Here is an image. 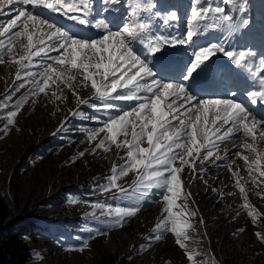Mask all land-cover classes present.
Segmentation results:
<instances>
[{"label":"rangeland","instance_id":"rangeland-1","mask_svg":"<svg viewBox=\"0 0 264 264\" xmlns=\"http://www.w3.org/2000/svg\"><path fill=\"white\" fill-rule=\"evenodd\" d=\"M213 1V7H224L227 12L232 5H239L249 27L264 30V0ZM190 3L185 5L188 7L185 19L194 18L193 12L204 6L193 0ZM171 4L170 7L178 6ZM122 5L119 0L113 9L125 24L128 20ZM24 9L53 24L35 13L32 5H24ZM104 10L101 14L108 11ZM78 11L83 14L82 9ZM215 15L209 13L210 19L214 20ZM7 20L6 16L0 17V23ZM42 31L51 30L45 25ZM36 39L34 34V43ZM26 42L24 37L16 40L12 54H5L4 63H0V104L5 105L0 108V206L6 209L5 217L0 219V245L8 234L19 233L30 253L27 264H264V176L260 175L264 159L260 165L254 164L257 153L264 156V140L260 136L253 140L252 136L239 132L235 139L220 143L203 162L198 156H205L206 149L201 148L199 153L193 151L187 164L178 159L173 165L180 168L177 175L181 194L172 212L187 221L184 231L189 236L185 241L187 249H182L175 242L170 222L168 230L156 229L167 218V204L161 195L164 190L147 188V182L137 184L140 174L137 170L119 177L118 187L98 191L108 183L106 177L112 174V168L125 164L121 157H126L127 152L126 148L117 147L124 140L122 135H118L116 143L105 141L104 148L98 147L107 135L98 129L110 122V116L122 115L138 102L96 99L91 81H85L80 74L71 85L53 77L44 92L33 93L31 90L41 80L39 73L44 68L40 57L34 56L31 71L37 75L28 80L25 75L28 69L16 62L24 54L21 45ZM49 43L46 39L45 44ZM63 51L60 49L59 54ZM48 62L57 70L62 67ZM17 73L25 81L24 87L12 92L19 83ZM93 78L100 83L98 73ZM153 80L137 77L141 84L151 85ZM121 91L128 89H117ZM163 99L170 102L174 97ZM82 100L89 103L82 104L79 102ZM183 101L177 99V105H185ZM105 103L117 107L105 109ZM16 104L21 106L16 109L17 115L11 117L13 123L8 124L9 113ZM94 132L96 138L90 139ZM128 139L131 140V135ZM244 144H253L256 151H250ZM142 147H149L146 140ZM237 149L239 154L234 155ZM119 188L128 189L130 198H113ZM117 206L139 210L117 225L114 218L104 214L109 207ZM155 235H160V239L156 240ZM188 251L193 253L192 260L187 259Z\"/></svg>","mask_w":264,"mask_h":264},{"label":"snow or ice","instance_id":"snow-or-ice-1","mask_svg":"<svg viewBox=\"0 0 264 264\" xmlns=\"http://www.w3.org/2000/svg\"><path fill=\"white\" fill-rule=\"evenodd\" d=\"M118 2L119 0H102L105 7L109 4L115 6ZM193 2L204 5L199 11L193 12V17L198 21L209 22V13L214 12L216 15L211 22L231 27L230 22L233 20V16L224 7H213L211 4L205 3L204 0H193ZM227 2L231 3L232 0H227ZM29 4L42 5L51 9L52 12L62 11L64 16H69L70 12L82 9L83 18L79 15H72L69 16V19L76 20L81 25L90 23L88 14L92 11V7L88 0H79V3L76 0H0V17H8L6 23H0V63H4L5 54H12L14 42L24 37L27 42L21 47L25 49V52L16 62L20 64L21 68L28 69L25 74L28 80L37 75L31 71L34 56L40 57L41 66L44 68V71L39 73L41 80L31 90L33 93L44 92L48 81L53 77L61 83L71 85V82L76 79V75L80 74L84 76L85 81H91V88L96 90V99L101 101H137V105H133L130 111L125 110L122 115L116 117L110 116V122H105V126L98 129V132H107L98 147L104 148L105 141L116 143L118 135H122L124 140L117 144V147L127 149L126 157H121L125 160V164L119 168L114 166L111 170L112 174L106 177L108 183L102 185L98 191H108L110 188L118 187L116 181L119 177L127 175L129 171L137 170L140 173L137 184L147 182L145 185L147 188L155 187L164 190L161 195L167 204L165 208L167 218L157 224L156 229L168 230L170 222V230L175 233L176 244L182 249H187L185 241L189 239V236L184 231L187 221L178 219L177 214L172 212V208L175 207L176 200L181 194V181L177 175L180 168L173 167V165L178 159L181 164H187V158L193 156V151L199 153L201 148L206 149L205 156H198L203 162L204 159L212 156L213 151L219 148L220 143L231 139L234 132H243L255 140L254 129L260 122L253 118L250 126L249 117L251 114L234 100H201L186 94V89L178 84L174 87L171 83H161L159 80H153L151 85L141 84L137 81V77L143 80L145 77L153 76L146 61L137 56L131 46L134 40L143 42V33L149 27V22L129 25L126 21L123 26V34L120 31L109 30L102 36V39L84 41L75 39L73 34L62 31L61 28L46 20L41 21L38 16L32 14L31 10L25 11L24 5ZM13 13H15V18H12ZM176 19H178L176 13L172 12L165 19V24ZM45 25L51 30L50 32L42 31ZM198 32L199 29L189 28L185 38L178 40V43L192 42ZM34 34L37 38L35 43L33 42ZM46 39L51 43L45 44ZM168 43L174 45L177 41L170 39ZM60 49L64 50L62 55L59 54ZM53 51L58 54L49 56L48 53ZM158 51H160L159 48L153 49V52ZM218 52L223 53L230 60H234L235 66H246L242 64V61L246 60L245 51L236 53L230 50L225 51L219 45L205 46L195 53V60L188 71V76L190 77L197 68ZM48 61L62 67L57 70ZM73 70L76 72L73 73ZM96 73L99 74L100 83L93 78ZM17 79L19 83L11 90L12 92L24 87L25 81L20 79V73H17ZM132 85L134 87L130 88ZM117 89H128V91L117 92ZM141 91L150 95L139 96L138 93ZM112 93H116V95H112ZM259 95L264 98V92H260ZM10 96L11 93L9 98ZM167 96H172L174 99L165 102L163 98ZM177 99L188 102L195 100V103L184 108L183 103L177 105ZM79 102L89 103L87 100ZM22 103L23 101H21ZM20 106V104L14 105L13 110L9 113L8 124L13 123L11 117L17 115L16 109H19ZM2 107L5 105L0 104V108ZM104 107L111 109L117 105L105 103ZM182 108L184 110L180 111ZM174 121L178 123L174 124ZM225 126L228 127L225 128ZM222 129H224L222 134L217 135L221 133ZM96 135L97 133L94 132L90 139H95ZM129 135H131V140L128 139ZM260 138L264 140V131H261ZM145 140L149 147H142ZM244 147L252 152L256 151L253 144H244ZM236 154H239V149H237V153H234V155ZM217 159L223 158L217 157ZM262 159L264 156L257 153L254 164L260 165ZM244 160L247 163L248 157L245 156ZM256 170L259 171L258 168ZM251 171L252 166L249 165L250 174ZM260 175L264 176V171H261ZM240 191L244 192L243 187L240 188ZM113 198H130L129 190L119 188ZM138 210V207L117 206L114 209L109 207L104 214L109 218H114L117 225H122L125 218L131 217ZM191 214L195 215L194 212ZM249 215H253V212L250 211ZM256 235L260 236V233ZM149 239L151 241V237ZM155 239L159 240L160 235H155ZM187 259H193L191 251H188Z\"/></svg>","mask_w":264,"mask_h":264},{"label":"bare ground","instance_id":"bare-ground-1","mask_svg":"<svg viewBox=\"0 0 264 264\" xmlns=\"http://www.w3.org/2000/svg\"><path fill=\"white\" fill-rule=\"evenodd\" d=\"M88 2L92 7V11L88 14L90 23L84 25L79 24L76 20L69 19V16L72 15H79L83 18L84 13L82 14L79 11L70 12L69 16H64L62 11L52 12L51 9L45 8L42 5H32V7L35 9V13L37 12L44 16L56 27H60L73 34L75 39L90 41L107 34L109 30L119 31L125 26L120 21L119 12L117 14L114 11L115 8L113 9L115 6L109 4L105 7L102 4V0H88ZM204 2L211 5L214 3L213 0H205ZM189 3L190 0H122L123 12L127 17L129 25L139 22H149V27L143 33V42L139 40L132 41L131 46L133 51L137 56L146 61L153 73V79L159 80L161 83H171L174 87L177 84L181 85L186 89V94H190L198 99L202 98L191 91L190 80L185 76L188 74L195 60V53L201 47L212 45H219L225 51L230 50L236 53L245 51L246 60L242 61V64L256 71L259 80L263 82L258 91L251 92L245 97L244 93L247 94L250 90L244 92L232 79H227L224 81V91L231 96L225 98L214 97L204 100L229 99L244 106L251 114L249 117L250 126L253 118L255 121L260 122L256 124L254 129L256 138L259 137L261 130L264 129V117L260 114V107L263 104L264 98H261L259 95L260 92H264V30H259L257 26L250 28L248 22L243 19V15L240 13L239 5H232L228 11L234 18L230 22L231 27L217 25L211 22L213 19H210L209 22H200L192 17L185 19V11L188 10V7L185 5ZM170 4L178 6L170 7ZM102 7L109 10L101 14L100 11L104 9ZM172 12L176 13L178 19L168 21L165 24V19ZM101 22L104 25H101ZM189 28L199 29L198 35L193 38L192 42L186 41L185 44H179L178 40L185 38L186 31ZM120 32L123 34V30ZM246 33L248 35L247 38L245 37ZM170 39L177 41V43L170 45L168 43ZM154 48H159L160 51L153 52ZM208 61L218 64L219 75L228 72L230 67L233 69L239 68L235 66L234 60H230L220 52L210 57ZM181 71L182 75L178 74ZM140 93L142 94L144 91ZM183 102L186 103L184 108H187L195 103V100ZM227 127L225 126V128ZM238 135H240L239 132L233 133L231 139H235ZM224 142L227 141L225 140Z\"/></svg>","mask_w":264,"mask_h":264},{"label":"trees","instance_id":"trees-1","mask_svg":"<svg viewBox=\"0 0 264 264\" xmlns=\"http://www.w3.org/2000/svg\"><path fill=\"white\" fill-rule=\"evenodd\" d=\"M5 210L0 206V219L5 217ZM29 258L28 247L22 243L20 234H8L0 245V264H27Z\"/></svg>","mask_w":264,"mask_h":264}]
</instances>
